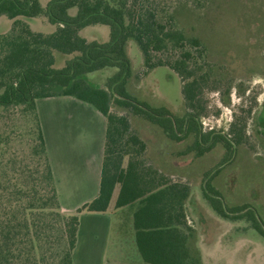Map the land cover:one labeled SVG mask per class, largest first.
<instances>
[{
    "label": "trees",
    "instance_id": "trees-1",
    "mask_svg": "<svg viewBox=\"0 0 264 264\" xmlns=\"http://www.w3.org/2000/svg\"><path fill=\"white\" fill-rule=\"evenodd\" d=\"M184 1L208 2L0 0V20L7 22L0 30V264H73L79 213L107 211L116 188L113 208L133 207L135 240L145 262L203 264L186 216L189 185L154 163L129 116L112 110L123 106L180 140L165 107H150L125 90L129 41L147 69L166 65L179 75L183 98L197 115L206 110V90L230 91V80L208 61L205 43L179 25L176 9ZM39 17L54 29L35 30ZM96 24L108 26L107 41L80 34ZM106 67L117 68L109 88L87 80L88 73ZM55 95L88 102L106 120L98 193L70 214L61 210L35 102ZM19 117L30 122L24 134L10 124ZM177 128L182 130V122ZM18 135L28 137L22 154L15 147ZM207 198L225 215L213 196ZM255 227L262 231L257 221Z\"/></svg>",
    "mask_w": 264,
    "mask_h": 264
},
{
    "label": "rangeland",
    "instance_id": "rangeland-1",
    "mask_svg": "<svg viewBox=\"0 0 264 264\" xmlns=\"http://www.w3.org/2000/svg\"><path fill=\"white\" fill-rule=\"evenodd\" d=\"M46 4L48 0H40ZM201 6H196L192 1H184L177 5L176 17L179 25H182L187 33L199 37L208 47V61L224 72L225 79L231 80L229 74L235 73V83L244 79L246 88L261 87L264 89V80L259 75L248 78L243 74L247 70L245 65H239L238 56L243 53L252 54L257 50V54L264 62V0H207ZM7 26L4 19L0 20V30ZM32 27L35 30L49 32L54 29L44 17L37 18ZM108 26L90 25L83 28L80 34L88 40L104 42L108 40ZM128 58L130 61V75L124 85L127 93L138 101L145 102L150 107H165L177 116L183 113L181 102L180 86L181 78L173 74L166 65L155 66L147 69L144 65L142 54L134 41H129L127 46ZM258 66V65H257ZM259 67V66H258ZM117 72L116 67H106L86 75L87 80L99 87H108L111 78ZM222 73V74H223ZM249 80V82H248ZM109 88V87H108ZM222 88H213L204 93L207 101L208 116L205 119L215 130L225 131L233 117V109L238 106L239 96L235 93L229 97L228 103L221 101L219 91ZM181 102V103H180ZM112 110L116 113L129 116L131 123L137 133L147 142L152 152L153 162L162 169H167L169 160V140L162 129L147 121L140 115L133 114L123 106L114 105ZM204 120V119H202ZM11 126L24 134L30 122L23 117L11 121ZM15 147L22 154L28 149L26 135L17 136ZM175 155L181 154L186 149L181 142H177ZM171 155V153H170ZM186 156V155H185ZM184 157V156H183ZM181 158V156H180ZM262 161V160H261ZM260 161L237 156L232 159L231 164L221 171V182L228 177V172L237 170V181L232 186L229 184L230 197L222 192L223 198L228 199L229 205L243 203L249 199L250 194L246 191V186L253 183L258 185L263 178ZM197 163L195 160L194 164ZM208 162L200 163L197 166L207 167ZM183 170V171H182ZM179 175L185 173V168H172ZM227 174V175H226ZM178 177V178H177ZM175 179H181L180 176ZM223 186V185H222ZM254 187V186H253ZM255 189V188H254ZM259 188L256 190L258 194ZM262 192V191H261ZM246 193V194H245ZM116 190L113 192V198ZM203 198L202 191L198 186L194 188L193 198ZM253 198V197H251ZM246 199V200H245ZM250 207L255 219H261V226L264 228V207L255 205ZM215 225V238L211 239L213 233L210 230L211 223L204 222L205 231L202 240H199L198 247L203 258V264H264V235L251 226L246 218L227 219L222 218ZM218 221V222H219ZM213 225V224H212Z\"/></svg>",
    "mask_w": 264,
    "mask_h": 264
},
{
    "label": "crops",
    "instance_id": "crops-1",
    "mask_svg": "<svg viewBox=\"0 0 264 264\" xmlns=\"http://www.w3.org/2000/svg\"><path fill=\"white\" fill-rule=\"evenodd\" d=\"M35 102L61 210L70 214L98 193L106 120L92 104L71 95L41 97ZM163 170L174 180L180 176L190 187L186 216L194 230L193 245L200 253L205 220L211 223V239L215 238L216 211L204 197H192L195 187L183 175L168 166ZM115 198L105 212L79 213L73 264H149L136 244L133 207L115 209Z\"/></svg>",
    "mask_w": 264,
    "mask_h": 264
},
{
    "label": "flooded vegetation",
    "instance_id": "flooded-vegetation-1",
    "mask_svg": "<svg viewBox=\"0 0 264 264\" xmlns=\"http://www.w3.org/2000/svg\"><path fill=\"white\" fill-rule=\"evenodd\" d=\"M257 50L252 54L243 53L238 56L240 58L239 65H245L247 70H243V74L247 75L249 79L254 75H259L261 80H264V62H261L262 57L257 54ZM168 69L179 76L173 69ZM229 74L232 76L230 91L223 94L222 90H220L218 92L221 96L220 99L227 104L229 97H232L233 89V94L238 95L240 101L238 106L233 109V117L225 131L215 130L214 126L209 125L205 121V119L208 120L206 118L208 116L207 110L199 115L195 113L189 102L183 98L181 84L180 95L183 113L181 116H177L167 109V116L170 118L176 134L180 136V140H175L174 136L166 135L170 144L168 165L170 170L176 167H186L187 171L182 173L183 180L192 187L196 188L198 186L202 191L203 197L208 202L207 195L213 196L217 200L218 205L225 214L223 215L222 212L216 211L219 220L223 217L227 219L244 217L251 222L253 228L259 231L255 227V221H257L262 229L259 232L264 235L261 219L258 217V220H256L253 212L250 211V207L253 205L251 201L255 205L264 207V89L262 90L260 86L257 88H246L244 79L240 78L235 83V73L230 72ZM223 75H228V72H224ZM185 81H189V78ZM181 122L182 130L178 131L177 127ZM177 142L183 143V149L186 148L181 152V158L179 155H175L176 153L174 152ZM237 156L260 161L257 164H260L263 178L258 185L253 183V185L249 184V186H246V191L250 194L249 199H245L246 201L243 203L227 206V198L231 196V190L228 185L232 186L233 180L230 179L231 177H234V182L236 183L237 170L228 172V177L223 179L225 180L223 183L221 182V171L226 166H229L232 159ZM195 160L197 163L194 164ZM204 162H208L207 167L197 166ZM258 188L260 190L257 194L256 190ZM224 191L227 194L225 199L222 196ZM218 223L220 224V221Z\"/></svg>",
    "mask_w": 264,
    "mask_h": 264
}]
</instances>
